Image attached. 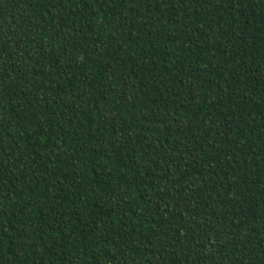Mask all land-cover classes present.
<instances>
[{
    "label": "trees",
    "instance_id": "obj_1",
    "mask_svg": "<svg viewBox=\"0 0 264 264\" xmlns=\"http://www.w3.org/2000/svg\"><path fill=\"white\" fill-rule=\"evenodd\" d=\"M0 264H264V0H0Z\"/></svg>",
    "mask_w": 264,
    "mask_h": 264
}]
</instances>
